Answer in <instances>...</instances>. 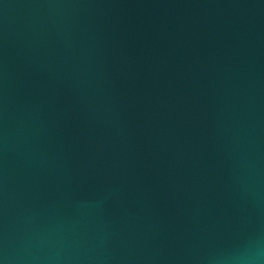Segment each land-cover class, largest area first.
<instances>
[{
    "label": "water",
    "instance_id": "95a60500",
    "mask_svg": "<svg viewBox=\"0 0 264 264\" xmlns=\"http://www.w3.org/2000/svg\"><path fill=\"white\" fill-rule=\"evenodd\" d=\"M0 264H264V0H0Z\"/></svg>",
    "mask_w": 264,
    "mask_h": 264
}]
</instances>
